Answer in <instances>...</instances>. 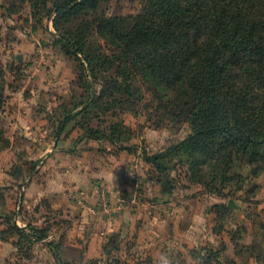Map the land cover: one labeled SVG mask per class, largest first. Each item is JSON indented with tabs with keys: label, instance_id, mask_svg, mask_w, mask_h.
I'll return each instance as SVG.
<instances>
[{
	"label": "rangeland",
	"instance_id": "1",
	"mask_svg": "<svg viewBox=\"0 0 264 264\" xmlns=\"http://www.w3.org/2000/svg\"><path fill=\"white\" fill-rule=\"evenodd\" d=\"M147 1L99 0L56 22L48 0H0V264H264L263 170L237 164L216 192L189 180L186 163L146 160L191 126L171 115L159 75L115 60L100 23L128 26ZM68 30L102 59L87 80L56 41ZM66 112L77 116L59 132ZM125 170L150 194L126 198L144 210L112 230L109 173Z\"/></svg>",
	"mask_w": 264,
	"mask_h": 264
},
{
	"label": "trees",
	"instance_id": "2",
	"mask_svg": "<svg viewBox=\"0 0 264 264\" xmlns=\"http://www.w3.org/2000/svg\"><path fill=\"white\" fill-rule=\"evenodd\" d=\"M48 1L57 22L99 0ZM125 23L121 17L100 23L117 38L115 60L159 75L161 87L172 89L160 94L171 115L191 126L184 139L146 160L160 171L163 160L186 163L189 180L216 192V182L232 180L237 164L264 171V0H148ZM56 41L80 60L86 80L94 74L102 59L85 50L78 32L58 33ZM76 116L66 112L59 132Z\"/></svg>",
	"mask_w": 264,
	"mask_h": 264
},
{
	"label": "crops",
	"instance_id": "3",
	"mask_svg": "<svg viewBox=\"0 0 264 264\" xmlns=\"http://www.w3.org/2000/svg\"><path fill=\"white\" fill-rule=\"evenodd\" d=\"M110 179H109V188L110 190V195H111V205L107 207L108 210V214L109 211H111V213L109 214L110 217H106L102 223L105 222L106 227H108L109 229L115 230V228L118 226L119 222H120V218H125V217H132V213L133 212H142L144 210V205H139V204H130L128 201L132 199V193L134 194L133 197L137 196V193L140 195H145L147 196L148 194H150V189L148 188V181L146 180V183H143V181L145 180H140L142 181V183L140 182V186L139 189H135L132 187H130V183H131V179H129L128 175V171L125 173L120 172L119 175L117 173H114L112 171V173L110 172ZM109 177H107L108 180ZM151 186V185H150ZM157 188V187H155ZM123 189H127V194H123ZM155 190V189H154ZM130 194V195H128ZM126 198H129L128 201H126ZM140 208V210H139ZM143 208V209H142ZM133 210H137V211H133ZM120 215V216H118Z\"/></svg>",
	"mask_w": 264,
	"mask_h": 264
},
{
	"label": "water",
	"instance_id": "4",
	"mask_svg": "<svg viewBox=\"0 0 264 264\" xmlns=\"http://www.w3.org/2000/svg\"><path fill=\"white\" fill-rule=\"evenodd\" d=\"M233 206V205H232Z\"/></svg>",
	"mask_w": 264,
	"mask_h": 264
}]
</instances>
